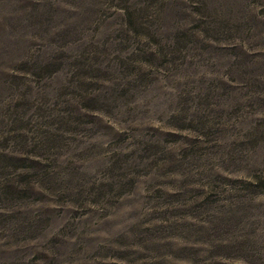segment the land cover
<instances>
[{
    "label": "rangeland",
    "instance_id": "1",
    "mask_svg": "<svg viewBox=\"0 0 264 264\" xmlns=\"http://www.w3.org/2000/svg\"><path fill=\"white\" fill-rule=\"evenodd\" d=\"M0 264H264V0H0Z\"/></svg>",
    "mask_w": 264,
    "mask_h": 264
}]
</instances>
